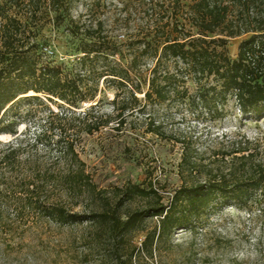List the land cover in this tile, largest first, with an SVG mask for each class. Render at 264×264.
Listing matches in <instances>:
<instances>
[{"label": "rangeland", "instance_id": "1", "mask_svg": "<svg viewBox=\"0 0 264 264\" xmlns=\"http://www.w3.org/2000/svg\"><path fill=\"white\" fill-rule=\"evenodd\" d=\"M147 1L74 0L63 18H56L43 7L32 18V24L50 64L90 85L92 80L83 74L100 72L107 61L128 64L131 56L125 44L138 38L148 24ZM98 23L102 34L116 42L118 52L109 55L107 61L82 60L81 41H89L84 38L85 30L88 26L96 28ZM243 38L228 40L230 58L235 57ZM104 78L98 82L95 98L76 107L57 100L32 101L20 107L21 122L16 133L0 135V149L19 147L20 164L14 171L4 170L7 183L15 186L23 178H33L37 186L44 185L33 195L39 204L60 203L70 212L84 215L114 210L123 218L126 212L147 205L138 198L118 205V190L123 186H147L152 182L166 199L184 180L189 181L186 171L183 176L179 173L184 146L194 152L201 172H226L237 166L239 162L231 160L232 156H221L237 145L247 147L245 154L253 153L255 161L264 162V117L241 115L232 100L218 119L196 108L191 99L148 103L144 109L128 105L121 112L120 102L128 98L127 90H115ZM187 85L188 93L194 95V86ZM142 89L146 90V86ZM137 97L142 98V94ZM88 111L92 120L100 124L91 134L84 131L90 122V118L84 120ZM153 126L159 128L158 134L149 132ZM60 138L73 140L89 176V186L79 194L68 193L60 180L67 172V164L57 159L56 142ZM196 177L199 181L205 179L203 172ZM256 198L250 210H240L235 205L209 210L193 229H176L158 237L159 218L150 217L123 236L110 238L102 225H59L27 208L25 199L1 197L0 264H264V191ZM154 231L152 243L144 247L146 237L151 239Z\"/></svg>", "mask_w": 264, "mask_h": 264}, {"label": "trees", "instance_id": "2", "mask_svg": "<svg viewBox=\"0 0 264 264\" xmlns=\"http://www.w3.org/2000/svg\"><path fill=\"white\" fill-rule=\"evenodd\" d=\"M72 1L0 0V135L16 133L22 105L57 100L76 107L95 98L98 82L103 77L115 90H127L128 98L120 102L121 112L128 105L132 109H144L148 103L191 99L196 108L218 119L224 116L232 100L241 115L254 119L264 117V0H148L145 9L148 24L138 38L125 44L131 56L126 66L107 61L109 55L117 54L119 47L102 34L101 24L96 28L88 26L84 38L89 41H81L79 48L82 60L107 61L100 72L83 74L82 77L92 80L90 85L50 64L32 24V18L43 7L56 18H63ZM241 36L244 38L237 46L236 55L230 58L227 42ZM143 65H147L144 70ZM188 83L194 86V95L188 93ZM143 85L146 90L142 89ZM137 94H142V98ZM118 96L116 94V98ZM89 112L84 113V120L90 118L84 128L87 134L97 131L100 125L92 120ZM158 129L153 126L149 132L158 134ZM56 144L59 147L57 159L67 164V172L60 180L68 193L79 194L89 186L84 163L78 157L73 140L60 138ZM247 151V147L237 145L231 152L222 153V159L232 156L231 160L239 164L226 172L224 169L202 171L205 179L199 181L195 178L202 173L200 165L194 152L184 146L179 173L183 176L186 171L189 181L184 180L166 199L152 182L147 186H123L118 190V205L135 198L147 205L126 212L120 218L114 210L84 215L72 213L60 203L39 204L33 195L44 185L37 186L33 178H23L15 186L7 183L4 170L14 171L20 164L19 147L9 145L0 149V198L10 195L25 199L27 208L37 210L59 225L84 222L102 225L110 238L136 229L146 218L157 217L159 237L176 229L195 228L209 210H221L230 205L250 210L258 193L264 191V162L255 161V155L245 154ZM43 178L46 184V176ZM154 234L155 231L151 239L146 237L144 247L147 242L152 243Z\"/></svg>", "mask_w": 264, "mask_h": 264}]
</instances>
